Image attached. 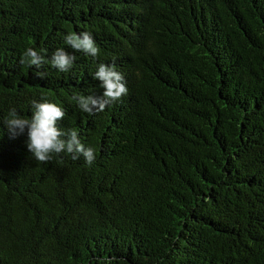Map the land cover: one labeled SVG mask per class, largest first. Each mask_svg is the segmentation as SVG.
Segmentation results:
<instances>
[{"label":"trees","instance_id":"obj_1","mask_svg":"<svg viewBox=\"0 0 264 264\" xmlns=\"http://www.w3.org/2000/svg\"><path fill=\"white\" fill-rule=\"evenodd\" d=\"M81 32L99 56L65 43ZM30 47L73 68H30ZM114 57L127 95L81 111ZM33 101L93 164L10 138ZM0 130V264H264V0H0Z\"/></svg>","mask_w":264,"mask_h":264},{"label":"clouds","instance_id":"obj_2","mask_svg":"<svg viewBox=\"0 0 264 264\" xmlns=\"http://www.w3.org/2000/svg\"><path fill=\"white\" fill-rule=\"evenodd\" d=\"M64 40L74 51L83 52L94 58L100 54L101 50L89 32L68 33ZM75 60L76 57L63 48L56 49L50 59H46V50L42 49L38 52L30 47L24 51L21 63L37 70L44 64H50L59 72L67 73L73 68ZM35 74L40 78L45 76V73L40 71ZM94 78L100 81L102 94L73 97L79 109L89 115L101 112L106 107L121 101L128 93L123 73L116 70L115 57L111 65L101 63L94 73ZM65 114V111L56 104L33 101L30 117L22 116L15 108H10L2 122L10 138L18 137L26 131L27 149L38 162L48 163L54 155L66 153L73 160L83 156L88 165L93 164L96 159L95 149L85 147L75 129L64 131L58 127L57 122L64 119ZM2 134L0 130V136Z\"/></svg>","mask_w":264,"mask_h":264}]
</instances>
